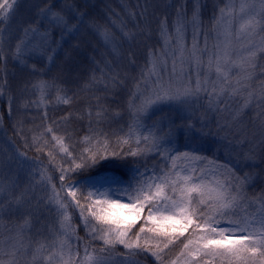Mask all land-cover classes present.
Returning a JSON list of instances; mask_svg holds the SVG:
<instances>
[{"label": "snow or ice", "instance_id": "6c2138e0", "mask_svg": "<svg viewBox=\"0 0 264 264\" xmlns=\"http://www.w3.org/2000/svg\"><path fill=\"white\" fill-rule=\"evenodd\" d=\"M135 7L139 11L126 13L134 28L119 27V42L128 44L125 57L116 38L99 22L103 10L97 11L89 0H0V97L7 95L9 115L17 100L20 108L50 103L47 97L53 90L58 103L72 106L77 98L75 92L68 94L75 80L74 54L89 33L102 37L105 46L111 44L114 56L126 60L129 69L138 66L136 46L146 49L145 64L139 66L138 76L131 77L134 84L124 108L117 99L113 100L115 108L102 101L108 95L115 97L129 72L119 70V64L114 67L113 61L105 60L102 68L96 62L100 75L93 70L89 84L102 86L105 95L95 96L79 116L69 111L61 117L65 124L88 117V130L81 138L86 146L78 155L66 143L72 133L65 128L58 134L56 121L33 134L28 147L38 154L49 147L46 135L55 142L47 152L50 165L56 148L62 159L66 157L67 167L55 166L60 173L59 189L51 184L50 192L38 196L39 184L48 187L51 180L45 168L33 167L43 163L39 155L30 158L18 148L0 147V216H15L18 221L8 229L7 237L0 233V264H21L29 251L33 264L63 259L56 252V242L37 240L33 247L31 237L25 235L45 210L52 209L65 236L75 235L71 213L78 211L86 235L103 242L93 253L85 247L84 264H140V256H151L162 264L166 250L180 237L185 238L179 253L182 264H264V82L253 89L248 81L254 72L233 82L229 76L233 65L225 59L227 46L218 42L209 48L208 44L213 32L217 41L221 36L230 41L236 23L237 39L264 33V0L259 10L249 0H239L238 7L237 0H224L223 7L213 4L212 27L206 33L202 27L209 7L206 0H170L163 14L157 12L153 0H143V4L138 0ZM22 10L26 14L16 32H10L9 24ZM107 18L115 27L116 21ZM189 27L191 48L185 41ZM154 32L159 47L148 44ZM201 33L205 35L203 47L198 39ZM256 47L249 45V49ZM61 54L63 61L58 63ZM255 57L256 51H249L245 63L254 68ZM9 63L22 74L17 90L9 83V75L16 77L15 72L9 73ZM239 67L246 71L243 64ZM53 68L57 74L44 79ZM28 94L36 99H24ZM165 106L170 111H163ZM155 111L160 115L146 123ZM209 114H226L227 118L213 120ZM113 124L118 126L113 128ZM109 149L112 156L158 158L159 164L151 169H133L127 187L115 190L127 197V203L112 198V186L125 183L120 177L83 175ZM221 149L223 158L218 155ZM209 151L211 156L206 154ZM58 243L61 250L67 246L66 240ZM117 245L125 251L113 256Z\"/></svg>", "mask_w": 264, "mask_h": 264}, {"label": "trees", "instance_id": "16d2710c", "mask_svg": "<svg viewBox=\"0 0 264 264\" xmlns=\"http://www.w3.org/2000/svg\"><path fill=\"white\" fill-rule=\"evenodd\" d=\"M209 7L205 11V14L202 17L203 20V29L204 33L208 32L212 25L210 23V16L212 12V5L217 4L219 7L224 6V0H206ZM138 0H89V4L96 5L97 11L103 10L100 13L99 22L102 25H105L109 32L116 38L117 47L122 56H127L128 54V44L126 42L120 43L121 33L119 31V27L121 24H127V28L125 31L134 28L133 20L126 14L131 11H139L136 9V4ZM139 3L143 4V0H139ZM153 3L156 5V10L159 14H163L166 6L170 3V0H153ZM118 13L119 16L112 15V13ZM26 13L22 10L20 14L17 15L16 19L13 20L9 24V31L15 33L18 24L20 23L21 18ZM111 16V20L116 21V26L114 27L110 20L107 17ZM151 19V18H150ZM151 27L153 29L156 28L155 21L153 20ZM222 31V30H221ZM201 33L198 37L200 47H203L205 35ZM156 33H153V39L148 41L149 45L161 46L160 42L155 38ZM217 40L215 32L212 33L211 36L208 37L209 48L212 47L213 44H216ZM185 41L187 46L191 48L193 44V35L191 27L188 28L187 34L185 36ZM76 41H73L75 43ZM67 47V45L65 46ZM145 51L143 45L136 46L137 52V67L129 69L125 67L127 61L120 59L118 60L113 52L112 45L109 44L105 46L103 38L98 35L87 34L85 42L82 43L81 48L78 53L74 54V64L72 75L75 77L74 82L70 85L73 91L68 94L71 96L73 92L76 93V99H74L71 107L68 105H64L62 103H58L55 97V91L47 97V100L50 103L42 105L41 107H37L36 105H29L27 108H20L19 105L21 103L20 100H17L13 105V111L11 115H9L7 111V95L0 97V147L12 151L13 148H18L20 151H24L27 153V156L30 158H35L39 155V159L43 161L42 164L34 165L33 167L45 168L46 176L50 177V183H48V187H45V184H39L36 188V194L38 196H44L46 192H50V185L55 184L57 189H59V175L60 173L56 170V165L63 164L64 167L68 165L64 163V159L61 158L62 154L59 152V149L56 148L54 150L55 160L52 164H49V159L47 156V152L52 148V145L55 144L54 141L51 140V135L48 134L44 137L49 141V147L45 148L43 154H38L35 151V148L28 147V145L32 142V137L34 133L42 132L43 129L52 124L53 121H56V125L54 127L57 128V133L62 135L64 133V129L67 128L69 132L72 133L71 139L66 140V143L69 145V150L73 152V155H78L83 148L86 146L81 143V138L87 133L89 123L88 117L85 115L83 120L72 119L67 124L61 121V117L65 116L66 113L71 111L74 115L79 116L81 113L85 112L89 106V102H94L93 98L95 96H104L105 92L102 86L93 87L89 84V80L91 75L93 74V70H95V74L97 76L100 75L99 69L97 68V63L99 62V67H104V61L109 60L113 61V66L116 67L119 64L121 67L119 70L122 72H129V79L125 80V83L122 87H119L115 97L112 95H108L107 100L102 101L106 105H109L113 108L116 105L113 103L114 99H117L120 102V107H126V102L128 100L130 90L133 88L134 80L131 78L133 76H138L139 74V66L145 64ZM63 61V54H61L58 63ZM255 65L252 68L247 63L243 64L246 71H235L230 79L234 82L236 80L242 79L243 76L247 74V72H254V77L248 81L253 89H258L261 82H264V76L260 75L264 72V52L259 51L256 53L255 59L251 62ZM9 73H16V77L13 78L9 75V83L13 90H17V86L22 79V74L19 72L18 67L13 64H8ZM57 69L53 68L52 72L49 76L44 77V79H51L52 76L57 74ZM123 78V77H121ZM84 85H89L88 87H84ZM17 95H19L17 91ZM27 100H35L36 96L32 94H28L24 97ZM95 111V109H93ZM163 111H170V107L165 106ZM47 113V117H44V113ZM160 115L159 111H155L152 113L151 119H156ZM215 119H224L227 118L226 114H209ZM127 120V114H125V121ZM123 123V121L121 122ZM15 126V127H14ZM118 125L113 124L112 127L115 128ZM212 129L215 130V123L212 124ZM107 130V128H106ZM19 133V134H18ZM112 149H109V153L104 154L102 158L98 159L94 167L83 173V175L89 174H109L120 177L123 181L127 182L133 178V169L139 168L140 170L145 169L146 166H151L152 163H159L158 158L149 155L148 157H118L112 156ZM211 156L212 153L209 151L206 153ZM219 157L223 158L224 152L221 151L218 153ZM78 162V161H77ZM37 181H39L40 177L37 174L35 177ZM264 186V184H262ZM256 191L259 190L257 187ZM249 191H252L251 189ZM60 195L63 197L64 192H61ZM72 220L71 224L75 228V235L71 236L68 239V254L69 257L66 259L67 264H84L85 247H87L89 253H93L94 249H100L103 247L102 241H93L90 239L88 235H86L85 230L81 224L79 219V212L76 211L71 213ZM146 215V211L142 214ZM142 222V220L140 221ZM18 221L15 216L2 215L0 216V233H3L4 237L9 235L8 229L17 224ZM58 225H60L59 218L56 216L55 209L51 211L45 210L43 215L40 217V222L32 226L31 230L26 229L25 235L27 237H31L32 246L35 247V241L40 240L45 244H50L54 242V234L58 233ZM187 235V234H186ZM80 237V240L77 241L76 237ZM184 237L174 238V243L170 246L168 250H166V254L162 258V264H172V261H176L177 264H182V259L179 258V253L183 247ZM28 241L26 240V243ZM167 242V241H165ZM70 243V244H68ZM122 246L117 245L116 251L113 253V256H117L120 253L124 252ZM99 254V253H94ZM30 256V257H29ZM29 257V259H28ZM74 258V259H73ZM140 261V264H161V262L155 261V259L151 256L145 258L143 256L137 257ZM21 264H33L32 262V252L29 251L25 257L21 260Z\"/></svg>", "mask_w": 264, "mask_h": 264}, {"label": "rangeland", "instance_id": "374dc122", "mask_svg": "<svg viewBox=\"0 0 264 264\" xmlns=\"http://www.w3.org/2000/svg\"><path fill=\"white\" fill-rule=\"evenodd\" d=\"M250 3L255 4L257 10H259L260 7V0H249ZM239 6V0H237V7ZM239 27V23L235 24V27L233 29V38L230 41H225L224 37L221 36L220 40L217 41L215 40L217 43H221L227 46V51H228V56L225 57V59H227L230 64H232V69L229 73V76L232 77L233 74L235 73V71H240L241 68L239 67V65L241 64H245V57H247L249 55V51H256V53H258L260 51V49H264V33H259L258 35H255L249 39H237L235 38V29ZM250 44H255L257 47L254 49H249V45ZM245 49H248V51H246ZM205 60H207V56H205L204 58ZM248 66V64L245 66V68ZM151 121H146V123H150ZM159 163H152L151 166H146L145 168H149L151 169L154 165H158ZM140 171H144L143 168ZM134 176V174H133ZM133 183H135V181L133 180ZM114 189V195L112 198H122L123 202L127 203L128 199L126 196L121 197L119 191H115L116 189H122L127 187V182H125L124 184L121 185H113L112 186ZM147 214V212H146ZM125 215H128L127 212H125ZM54 242H56V252L59 255L62 254L63 259H55L53 261V264H66V259H68L69 254H68V245L65 246V248L63 250L60 249L59 247V243L58 241L63 239L68 241L69 237L65 236L64 232L61 229V224L58 225V233H56V235L54 234ZM99 241V240H98ZM52 244V243H50ZM70 244V243H68ZM45 256L48 255L47 252L44 253ZM30 257V256H29ZM28 257V259H29Z\"/></svg>", "mask_w": 264, "mask_h": 264}]
</instances>
